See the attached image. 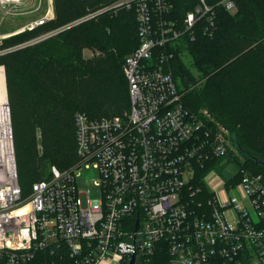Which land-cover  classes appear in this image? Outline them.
Segmentation results:
<instances>
[{
    "label": "built area",
    "instance_id": "obj_1",
    "mask_svg": "<svg viewBox=\"0 0 264 264\" xmlns=\"http://www.w3.org/2000/svg\"><path fill=\"white\" fill-rule=\"evenodd\" d=\"M175 5L115 0L62 29L104 12L135 13L139 43L123 66L130 109L101 119L78 113L76 164L53 166L27 196L11 121L9 130L0 127V264H30L55 249H65L72 264H129L132 255L135 264H264V176L227 161L229 129L207 111L192 113L172 73L178 40L194 39L198 28L216 32L214 5L197 0L181 20ZM216 5L237 8L236 0ZM48 6L31 28L51 23L52 0ZM229 165L227 178L213 169ZM82 167L97 171L98 199L80 190ZM204 170L203 186H194Z\"/></svg>",
    "mask_w": 264,
    "mask_h": 264
},
{
    "label": "trees",
    "instance_id": "obj_2",
    "mask_svg": "<svg viewBox=\"0 0 264 264\" xmlns=\"http://www.w3.org/2000/svg\"><path fill=\"white\" fill-rule=\"evenodd\" d=\"M114 1L53 0L55 16L49 25L0 42L18 182L24 196L33 183L51 178L53 166L64 171L76 164L78 113L101 119L130 109L123 66L139 43L134 12H104L45 40L30 42L41 32L66 27ZM196 2L176 0L173 15L181 20ZM207 2L216 11V32L209 36L198 28L194 39L184 37L185 45L176 46L172 73L180 74L184 85H193L195 75L182 61L187 52L204 85L183 96L184 105L195 114L207 111L229 129L230 142L234 135L235 150L241 158L231 149L228 162L264 176V162L259 160H264V116L261 131L249 126V117L242 114L237 118L225 104L231 88L254 80L256 67H264V0H236L237 13L233 16L217 6V0ZM58 40L67 54L56 53L54 43ZM86 49L93 52L91 58L84 57ZM257 50L263 56L260 63L253 58ZM261 83L264 102V79ZM260 107L264 110V104ZM205 172L197 174L194 186H203ZM30 264H72V259L65 249L43 250Z\"/></svg>",
    "mask_w": 264,
    "mask_h": 264
},
{
    "label": "rangeland",
    "instance_id": "obj_3",
    "mask_svg": "<svg viewBox=\"0 0 264 264\" xmlns=\"http://www.w3.org/2000/svg\"><path fill=\"white\" fill-rule=\"evenodd\" d=\"M53 6V0H52ZM106 5H104L105 7ZM48 0H21L19 3L15 5L5 6L0 2V42L13 34L22 33L26 30L30 31L33 29L31 26L35 23L37 19H39L42 15L46 13L48 10ZM54 11V7H53ZM231 16L237 13V8L229 12ZM64 27H60L57 30H62ZM49 32H41L39 33L36 38L32 41H42L45 40L49 34ZM48 34V35H47ZM185 40L181 38L176 42V45H185L183 42ZM61 45L60 41H56L54 43V47L56 53L59 55L67 54V50H65ZM249 49V48H248ZM93 56V52L86 49L84 50V57L91 58ZM263 56L258 55V50L255 51L253 54V58L256 62L260 63V60ZM182 61L186 66L189 68L190 72L195 75V78L192 80L193 85L191 83L188 84L189 87L182 83V77L180 74H175L176 83L181 90L184 98L186 97L187 93L193 91L195 88L202 87L204 85V79L199 78L198 70L194 67L192 58L187 52L183 56ZM250 61V59H249ZM264 67L260 64L256 67L255 74L256 76L254 80L250 78L245 82H241L237 87L231 88V91L228 94L227 101L225 104L231 110L232 114H236V117L239 118L242 114L249 117V126L258 130H263L262 126H259L264 116V110L260 107L264 102L261 99V90H262V83L261 80L264 79ZM5 73V69H4ZM185 81V80H184ZM253 81L256 85L260 86V89L255 87V84H252ZM6 82V78H5ZM7 90V88H6ZM232 142H230L232 151H235V155L240 157L238 151H236L237 144L235 143V137L233 135ZM230 140V139H229ZM257 158V157H256ZM263 161L262 159H259ZM215 171L224 178L231 176L234 172V167L229 165L226 169H222L220 167H213ZM98 178L97 171L93 169H87L82 167L80 171L77 172V181L80 190L87 191L88 189L91 190V199H98L99 192L95 188L93 181ZM235 194V192H231L230 195Z\"/></svg>",
    "mask_w": 264,
    "mask_h": 264
},
{
    "label": "bare ground",
    "instance_id": "obj_4",
    "mask_svg": "<svg viewBox=\"0 0 264 264\" xmlns=\"http://www.w3.org/2000/svg\"><path fill=\"white\" fill-rule=\"evenodd\" d=\"M7 95L5 73L3 68H0V127L2 130L10 129V113Z\"/></svg>",
    "mask_w": 264,
    "mask_h": 264
},
{
    "label": "water",
    "instance_id": "obj_5",
    "mask_svg": "<svg viewBox=\"0 0 264 264\" xmlns=\"http://www.w3.org/2000/svg\"><path fill=\"white\" fill-rule=\"evenodd\" d=\"M8 108H9V113H10L9 103H8ZM10 121H11V116H10ZM135 263H136V255H132L129 264H135Z\"/></svg>",
    "mask_w": 264,
    "mask_h": 264
},
{
    "label": "crops",
    "instance_id": "obj_6",
    "mask_svg": "<svg viewBox=\"0 0 264 264\" xmlns=\"http://www.w3.org/2000/svg\"><path fill=\"white\" fill-rule=\"evenodd\" d=\"M0 68H3V71H4V67L3 66H0Z\"/></svg>",
    "mask_w": 264,
    "mask_h": 264
}]
</instances>
